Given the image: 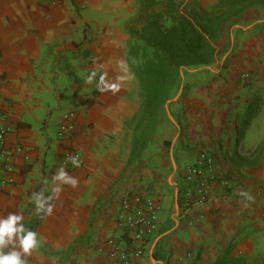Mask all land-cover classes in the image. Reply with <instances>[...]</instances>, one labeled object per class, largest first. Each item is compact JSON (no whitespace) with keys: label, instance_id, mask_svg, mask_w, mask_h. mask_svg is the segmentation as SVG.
<instances>
[{"label":"crops","instance_id":"obj_1","mask_svg":"<svg viewBox=\"0 0 264 264\" xmlns=\"http://www.w3.org/2000/svg\"><path fill=\"white\" fill-rule=\"evenodd\" d=\"M254 1L215 33L214 60L185 69L183 94L153 120L128 64L140 0H0V123L11 128L7 147L29 156L13 158L0 216L21 214L38 234L28 264H113L106 242L123 239L116 217L122 198L136 194L159 204L140 264H264V0ZM53 90L58 126L71 112L75 132L44 142ZM253 98L261 107L238 139ZM67 149L81 157L65 172L75 185L54 179ZM201 150L231 183H214L204 205L183 210L184 171ZM40 193L52 197L51 215L37 213Z\"/></svg>","mask_w":264,"mask_h":264},{"label":"trees","instance_id":"obj_2","mask_svg":"<svg viewBox=\"0 0 264 264\" xmlns=\"http://www.w3.org/2000/svg\"><path fill=\"white\" fill-rule=\"evenodd\" d=\"M254 0H218L210 8L183 0H140L138 20L132 30L137 44L128 64L142 91L143 117L155 120L165 114V104L181 88L185 69L210 64L216 54L213 37ZM185 85L182 87V94ZM261 100L253 98L243 110L238 125L240 139L257 115ZM142 130L134 145L145 135ZM169 144V142H165Z\"/></svg>","mask_w":264,"mask_h":264},{"label":"built area","instance_id":"obj_3","mask_svg":"<svg viewBox=\"0 0 264 264\" xmlns=\"http://www.w3.org/2000/svg\"><path fill=\"white\" fill-rule=\"evenodd\" d=\"M41 1L46 5H56L62 2V0ZM10 131L9 125L0 123V189L13 183L15 154L25 162L29 160L23 145H16L11 149L7 147L6 135ZM74 132V114L70 112L59 123L57 138L59 140L70 138ZM73 160L77 163H73ZM80 163V153L67 149L59 159L56 171L59 173L63 169L64 173L69 172ZM183 180L185 182L182 192L183 210L191 206L204 205L207 192L214 183H217L222 190L229 188L231 183L229 178L219 176L213 156L204 150L199 151L194 160L185 168ZM158 213L159 204L152 197L136 194L122 198L116 223L122 231L123 239L119 241L111 237L106 242L109 247L108 256L113 264H130L134 260L140 264L145 253V242L157 230Z\"/></svg>","mask_w":264,"mask_h":264},{"label":"clouds","instance_id":"obj_4","mask_svg":"<svg viewBox=\"0 0 264 264\" xmlns=\"http://www.w3.org/2000/svg\"><path fill=\"white\" fill-rule=\"evenodd\" d=\"M73 163L77 162L73 160ZM54 179L73 185L76 183L74 179L64 173L63 169H61ZM54 191L58 193L60 189L57 187ZM42 197L43 193H40L34 198L36 211L37 213L44 212L46 215H51L53 205L48 201L52 197L46 199ZM23 220V215L17 213L0 216V264H28L27 257L33 249L39 247L38 234L27 228L22 222Z\"/></svg>","mask_w":264,"mask_h":264},{"label":"rangeland","instance_id":"obj_5","mask_svg":"<svg viewBox=\"0 0 264 264\" xmlns=\"http://www.w3.org/2000/svg\"><path fill=\"white\" fill-rule=\"evenodd\" d=\"M183 1L189 2L190 5H192V6H193V4H195V5H201L202 4V5H206V7H211L210 6L211 2L209 0H183ZM259 1H262V0H259ZM188 69H194V68H188ZM55 85H56V89H59V90H64V88H65L64 84H62V83H58ZM53 87H54V84H53ZM53 92H54V94L46 99V102L49 105L48 110L50 112H48V114H44V116H43L44 119L47 121V126H46V133H47L46 136L47 137L44 134V129L42 128L43 126L41 123L34 126L37 129L39 127L42 128V133L44 135V142H47L48 138L51 140L56 139L57 128H58L57 113L60 114L62 112V108H59V107H61V103L58 102V99L54 98L55 91L53 90ZM178 92L173 98L170 99L171 101L169 103L167 102L165 104L166 110H169V105H171V107H173V105L175 104L174 102L177 101L181 97V91L179 93ZM170 116H172V114Z\"/></svg>","mask_w":264,"mask_h":264},{"label":"water","instance_id":"obj_6","mask_svg":"<svg viewBox=\"0 0 264 264\" xmlns=\"http://www.w3.org/2000/svg\"><path fill=\"white\" fill-rule=\"evenodd\" d=\"M180 91H181V88H180L179 92H180ZM179 92H178V93H179ZM170 101H171V100H168L167 102L169 103Z\"/></svg>","mask_w":264,"mask_h":264}]
</instances>
